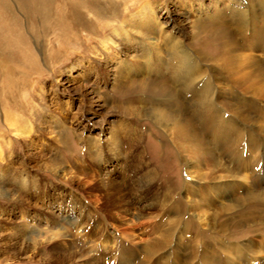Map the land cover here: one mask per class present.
I'll return each instance as SVG.
<instances>
[{
	"label": "bare ground",
	"instance_id": "obj_1",
	"mask_svg": "<svg viewBox=\"0 0 264 264\" xmlns=\"http://www.w3.org/2000/svg\"><path fill=\"white\" fill-rule=\"evenodd\" d=\"M120 1L122 0H18L32 26L34 20L39 19V32L44 33L48 28L60 29L57 36L61 38L60 46L49 48L52 59L63 56L66 45L80 29L92 28L94 23L88 16L89 11L104 23L116 19V25L109 27L113 35L120 38L122 46H130L129 50L136 53L128 59L129 54L123 52L124 59L115 67L111 92L127 93L130 88L141 86L151 93H166L156 102L142 99L141 103L140 100L119 103L123 107V119L111 122L113 127L107 134L109 136H93L86 142L88 166L74 160L69 161L76 167L69 176V181L76 182V174L81 175L80 183L82 176L90 177L91 185L88 191L97 193V200L102 201L101 205L88 208L89 205L80 199L75 198L74 202H71L74 198L71 196V201L68 200L71 206L67 214L66 206L59 204L56 200L58 198L50 193L51 190L43 187L45 183L40 178L32 177L31 173L24 169L18 171L13 180L9 173L6 175L0 171V188H4V182H9L12 187L21 184L22 188L27 189L25 198L22 196L18 201L26 204L29 209L39 205L30 203L31 199L36 197L42 200L44 204L41 205L45 208L65 207L62 214L50 211L45 213L49 212L51 220H63L60 221L63 226L57 222L61 232L55 231V235L49 240L40 239L44 232L41 227L42 220L48 219L39 214L31 216L29 212H25L23 216L32 217L36 223L34 224L40 227L35 231L22 229L27 231L28 236L16 234L13 238L17 243H21L23 237L25 247L34 251L33 253L41 251L47 264H99L97 254L101 250L105 256L104 263L107 262V257L110 264L114 258L109 259L108 252L104 250L111 247V244L120 248L118 264H264V187L257 192L246 191L242 198L236 197L234 185L225 182L224 176L218 173L219 163L214 160L216 157L212 152L207 150L206 129L212 128L217 132L224 128L234 130V102L225 101L223 98L225 93L234 98V83L225 85L216 82L215 75L212 80L210 75L202 71L203 62L200 56L205 49L216 46L218 37L215 30H223L230 35L229 39L241 37L237 40V46L234 45L237 51L235 59L238 62L236 71L240 75L239 78H247L250 81L248 86L253 95H264V77L256 74L264 70V0H232L233 5L226 4L225 7L213 4V11L204 7L203 3L197 4V7H194L196 13L193 16L187 13L189 16H186L185 20L187 25L192 26L194 23L196 28L200 25L202 39H197L198 46L196 42L189 45L183 39L185 20L180 23L182 26H171L167 21H163L160 15H156L150 5H143L141 11L144 0H138L133 6H126V11L121 17L119 13V18H115L120 9ZM178 2L179 6H186L190 0ZM11 8L8 0H0V28L14 24L12 33L16 32L13 45L4 43L0 32V65L3 71H11L4 79L8 81L7 87L5 86L6 94L12 101L21 104H8L7 101L9 106L6 104V108L20 109L27 108L28 102H21L17 89L25 87L23 85L27 83L29 74H38L39 78L44 71L38 63L35 50L20 33L19 18L15 13L6 15ZM230 25L235 27L234 36L230 32ZM34 31L37 34L36 26ZM94 39L97 40V37ZM109 40L111 39L105 41ZM232 45L233 42H230L225 47L230 49ZM192 46L199 50L197 54ZM59 68L56 67L55 71ZM19 70L27 75L22 80L12 75L13 72L19 73ZM105 85L108 86V82ZM104 88L94 87L96 95L102 101L112 95L111 92H105ZM236 100L238 103L243 102L238 98ZM145 118L152 119L168 139L178 145L176 151L179 157L175 156V160H181L184 179L183 182L180 179L177 186L170 183L169 176H161L159 167L153 163L150 165L145 153L140 149L144 135L133 119ZM53 119L58 127L60 124L59 130H62L65 124L62 118L55 116ZM242 133H247V130ZM249 137L247 152H250V148L258 150L261 140L252 135ZM69 142L66 140L64 145H69ZM218 144L219 142L216 143ZM59 158L61 157L50 159V167L59 170L64 163V160ZM207 159L214 160L208 169L203 166ZM121 165L126 168V176H121V183L112 177L114 172H105L103 168L106 166L117 171ZM148 165L151 166L150 169H146ZM241 166L239 169L243 171L249 168L250 163L244 160ZM89 169L94 172H89ZM231 177H234V174ZM68 195L70 194L67 192L66 196ZM114 201L117 203L115 206ZM108 208L111 211L107 212ZM141 218L151 221L153 235L148 236L147 232L145 244L137 249V252L140 251L137 253L136 247H131V244L137 243L130 237L126 238L121 233L118 235L111 231V227L120 229L121 225L130 222L134 224ZM234 223L238 227H255L256 240L252 239L253 241L241 246L234 245L227 237L233 235L231 232ZM70 225L77 229L76 235L82 234L81 231L86 230L89 225L96 230L88 235L89 246L84 242L80 247L74 241L68 242L70 247L62 244L63 239L68 240L67 237L73 235ZM45 245H48V248L44 247ZM55 251L60 255L55 254Z\"/></svg>",
	"mask_w": 264,
	"mask_h": 264
},
{
	"label": "rangeland",
	"instance_id": "obj_2",
	"mask_svg": "<svg viewBox=\"0 0 264 264\" xmlns=\"http://www.w3.org/2000/svg\"><path fill=\"white\" fill-rule=\"evenodd\" d=\"M137 1H120L121 3L118 7L120 9H118L115 18L118 17L119 13L121 17L122 13L126 11V6H133ZM8 2H10L12 8L7 11L6 15L11 16L12 13H15L19 18L20 33L23 34L29 41L30 46L35 50L38 63L43 68L44 73L39 78L38 74H29L30 77L26 81L27 83L23 85L25 87L17 89L21 102H28L27 108H6L7 101L8 104L10 102L15 105L21 104L12 101L10 96L6 94L5 86L8 81L4 79L5 75L11 74V71H3L0 65V171L6 175L9 173L13 180L16 174L24 169L26 172L29 171L32 177L40 178L45 183L43 187L46 190H51L50 193H53L52 196L58 198L56 200H58L59 204L66 206L67 214L71 206V204H68L71 201V196L74 197L71 202H74L75 198L80 199L89 205L88 208H94L98 204L101 205L102 201L97 200L99 199L98 195H96L97 193H89L88 191L91 185L90 177L85 178L82 176L81 184L79 181L81 175L76 174V182L71 183L69 181V176L72 175V172L75 171L74 168H76L71 162L74 160L77 163H83V166H88L86 142L93 136L102 135V138H104L113 127L111 122L123 119V107L119 103L125 104L133 100H140L139 103H141L142 99L156 102L166 91L151 93L148 89L135 86L130 88L127 93L120 91L111 92L114 86H112V83L114 81L115 67L119 65V61L124 59L123 52L129 54L128 59L136 53L133 50H129L130 46H122L120 38L117 35H113V31L109 27L110 25H116V19H110V22L104 23L97 15H91L89 11L88 16L94 23L92 28L80 29V32H77L73 40L66 45L63 56L52 59L49 54V48L51 46H60L61 38H57L60 29L48 28L44 33H41L39 32V19H35L36 34L32 22L28 19V16L26 17L27 14L18 0H8ZM143 2L140 7L141 11L143 5L148 4L156 11V15L161 16L163 21H167L171 26L175 24L176 28L182 26L180 23H183L182 20H185L186 16H189V14L193 16L196 13L194 12V7H197V4L203 3L204 7H208V10L212 9V11L215 8L213 4H218L219 7H225L226 4L233 5L232 0H190L191 3L189 2L186 6H179L178 0H144ZM56 15L57 13L54 14V16ZM184 22L186 25L182 29L184 31L183 39L189 45L196 42V46H198V40L202 39L200 25L196 28L194 23L190 26L187 25V20ZM14 27L15 25L11 24L8 27L0 28L1 38L4 43L14 44L16 37V32L12 33ZM230 28V32L234 36V25H230ZM215 31L218 37L216 46L205 49L204 53L200 55L203 62L202 71L206 75H210L212 80L215 75L216 82L219 81L221 84L230 85L234 83V98H231V95L225 92L223 98L225 101L231 100L234 102L235 116L234 130L224 128L217 132L212 128L206 129L208 131V136L206 135L208 141L207 150L212 152V155L216 157L214 160L219 163L218 173L224 176L225 182L234 185V195L242 198L246 191L257 192L264 187V154H262L264 152V95H253L251 88L248 86L250 81L247 78H239L240 75L236 71L238 62L235 59L237 51L234 49V45L237 46V40L239 41L241 37H231L229 39L230 35L228 36L223 30ZM96 37L97 40L94 39ZM108 38L111 40L105 41ZM230 42H233V45L230 49H227L225 45ZM192 48L197 54V47L192 46ZM56 67H60L57 69L58 71H55ZM107 69L109 70L108 74ZM241 69L242 66L240 71ZM22 73L24 72L19 70V73L13 72L12 75L14 78L22 80L24 76H27ZM256 74L264 77V70H262V73ZM106 82H108V86L105 85ZM129 84L137 83H127V85ZM97 86L98 88L101 86L102 88L106 87L108 90L104 88V91L111 92L112 95L107 100L102 101L96 95L94 87ZM30 93L32 95H29ZM236 98L243 102L238 103ZM40 116H43V118ZM55 116L61 117L65 122L62 130H59L60 124L58 127V124L53 122V117ZM133 122L138 124L144 135L140 149L145 153L144 155H146L149 164L157 165L161 171V176H169L171 178L170 183L173 186H177L180 179L183 182L184 173L181 160L180 158L177 161L175 160V156H178L176 151L178 145L172 143L152 119H133ZM245 129L247 133L243 134L242 131ZM250 135L261 140L259 151H254L253 148H250V152H247L249 149L246 144ZM66 140L70 141L69 145H64ZM217 142H219L218 145H216ZM70 146L72 149H68L71 148ZM57 156L61 157L59 159L64 160L59 170L50 167V159ZM198 156L196 155V157ZM240 158L242 160H239ZM214 160L210 161V159H207L203 166L208 169L214 163ZM244 160H247L250 166L248 169L241 171L239 168L242 167L241 164ZM150 167L148 165L146 169H150ZM103 168L105 172L108 170L114 172L112 177L117 182L121 183V176H126V168L122 165L117 171L106 166ZM88 171L94 172L93 169ZM233 174L234 177H231ZM8 183L4 182V188H0V264H47L42 257L41 251L33 253L34 251L29 250L23 244V237L21 238L20 236H28V234L26 230L22 231V229H33L35 231L40 227L35 225V220L32 217H25L23 214L29 212L31 216L39 214L41 217L48 219H43L42 223L39 222L44 231L40 239L45 241L53 237L57 231L61 232L60 225L57 222L61 223L63 221L54 220V218L51 220L49 212L48 214L45 213L50 211L62 214L65 207L47 206L45 208L41 205L44 204L42 200L36 197L34 200H27V202H35L39 205L36 204V206L34 205L29 209L26 204L18 201L22 196L25 198L27 189L22 188L21 184H15L14 188ZM67 192L70 195L66 196ZM110 200L112 201V199ZM115 205H117L116 201H114ZM113 210L114 207H112ZM109 211H111L110 208H108L107 212ZM61 224L63 226V223ZM65 224L69 227L67 222ZM150 225L151 221L149 219L141 218L134 224L130 222L129 224L121 225L120 229L112 226L111 231L118 235L121 233L126 238L130 237L138 244V246L134 242L133 245L131 244L132 248L136 247L135 252H137L138 248L144 246L147 232L148 236L151 234ZM70 228L73 230V235L68 236V240L63 239V245L70 247L68 242L74 241L77 246L81 247L84 242L89 246L88 241L90 239L88 235L95 230L92 229L91 225L86 230H82V234L78 233V235H76L77 229L74 225H70ZM254 229L255 227L252 226L238 227L234 223L231 232L233 235H228L227 237L230 238L234 245L241 246L252 239L256 240L257 236L254 235L257 234L256 229ZM16 234L20 235L17 237L22 239L21 243H17L13 238L16 237L13 236ZM126 245L129 246V244ZM109 246L111 247L104 251L108 252L109 259L114 258L110 264H115L116 262L118 264V249L120 248L113 244ZM44 247L48 248V245ZM56 253L60 255L55 251ZM97 255L100 261L99 264H109L107 257L105 260L107 262L104 263L105 256L102 250Z\"/></svg>",
	"mask_w": 264,
	"mask_h": 264
}]
</instances>
